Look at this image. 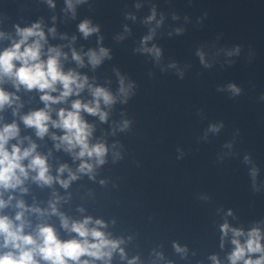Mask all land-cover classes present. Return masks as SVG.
Wrapping results in <instances>:
<instances>
[{
  "label": "clouds",
  "instance_id": "obj_1",
  "mask_svg": "<svg viewBox=\"0 0 264 264\" xmlns=\"http://www.w3.org/2000/svg\"><path fill=\"white\" fill-rule=\"evenodd\" d=\"M84 2V0H77ZM68 8L73 9L72 0H67ZM155 16H150L152 20ZM79 31L85 38L93 33L99 32L98 26H92L89 20H84L78 25ZM55 33V29H50ZM16 34L19 40L13 41L10 47L0 51V84L11 82L13 87L19 91L23 87L26 91L36 90L44 107L38 110L29 111L20 117L26 128L35 130V135L43 139L49 132V126L60 129L62 135L52 134L51 139L57 141V150L63 148L70 153L74 159L81 163L77 169L80 173H91L93 164L89 160L94 159L96 165L105 163V156L108 152L104 143H90L94 126L89 124L82 113L91 116H98L101 121H106L107 113L101 109V102L105 106H111L116 102V97L103 87H94L89 83L88 77L81 75L74 69L65 71L61 60L67 59V54L62 52L59 46H48L45 52L47 38L40 23H34L31 27L20 28L16 26ZM4 34L0 33V37ZM151 36L144 38V41L151 39ZM75 39V37H73ZM152 52L157 58L160 56V49L153 46L151 49H144ZM239 53V47L235 50ZM232 51L228 52L231 56ZM88 63L95 68L100 65L105 57H109L106 48L101 47L99 51L89 50L84 54ZM201 62H204L202 53H198ZM110 58V57H109ZM72 59L78 66H84V58L75 49L72 50ZM207 66V65H206ZM182 75V74H181ZM88 89L92 99L84 102L81 99L72 100L70 108H60L56 111V119L52 118V105L66 102L69 97H79L81 92ZM131 85L124 86V80H120L119 92L127 97ZM222 90V89H221ZM227 90L234 96H238L241 89L235 84H228ZM53 93H58L53 95ZM19 100L15 93L6 91L0 87V112L6 107ZM18 109H13V115ZM128 126L126 121L124 127ZM222 125H211L210 130L218 132ZM29 143L25 147L24 141ZM12 141H16L12 143ZM37 144L29 137L21 138L20 127L13 121L0 126V210L10 205L12 197L3 199V193L19 189L26 192L23 187L29 178L41 186H50L54 180L67 188L69 183L78 177L68 168L66 164L61 165L57 171L59 174L68 172V179L61 180L59 175L53 177L50 174L48 157L37 151ZM247 160V157H245ZM34 173V175H31ZM256 169H253L252 176L255 177ZM15 207L17 211L14 218L0 214V264H93L92 260L81 259V257H92L95 260H108L112 251L118 247V242L108 238L107 234L100 230L104 226L102 220L93 221L91 217L82 220H70L63 213H59L56 205L51 204V213L60 217L62 228L68 233H74L71 239H61L55 227L50 224H38L33 231H27L30 221L25 218V212L41 213L37 207L28 208L23 200H17ZM95 225V226H92ZM222 232L227 235L228 224L222 225ZM234 237H240L244 233L239 229H232ZM247 240L241 244L239 239H233L234 250L229 256L231 264H264V245L261 244V232L253 228L247 233ZM259 253L256 259L251 254ZM247 257V258H246ZM215 261V257H213ZM218 264V261L216 262Z\"/></svg>",
  "mask_w": 264,
  "mask_h": 264
}]
</instances>
